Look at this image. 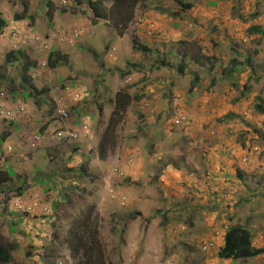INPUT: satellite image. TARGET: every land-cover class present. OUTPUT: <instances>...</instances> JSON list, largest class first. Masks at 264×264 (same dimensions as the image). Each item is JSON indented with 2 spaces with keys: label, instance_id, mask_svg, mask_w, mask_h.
Here are the masks:
<instances>
[{
  "label": "rangeland",
  "instance_id": "374dc122",
  "mask_svg": "<svg viewBox=\"0 0 264 264\" xmlns=\"http://www.w3.org/2000/svg\"><path fill=\"white\" fill-rule=\"evenodd\" d=\"M103 1L111 13L112 0ZM187 1L194 9L182 12L178 0H139L119 34L115 18L92 25L91 14H80L72 0H0V17L8 22L0 36V105L15 104L12 96L20 100L30 77L24 57L6 61L12 50L30 53L32 62L41 63L31 69L39 74L31 85L50 92L47 101L37 99L35 109H26L21 121L14 118L18 124L12 129H25L24 145L9 140L6 144L16 148L11 154L5 143L0 145V168L12 167L16 173L12 184L0 186V245H17L10 264L79 263L62 234L73 235L72 224L90 215L89 207L94 209L91 225L100 264H264V256L248 262L217 257L229 225L249 228L255 244L264 246V112L258 110L264 100V36L248 34L252 25L264 28V0ZM26 5L28 18L15 21L14 14ZM256 13L259 17L252 18ZM145 25L156 29L151 40L156 45L137 57L132 41ZM53 48L63 57L54 69L46 66ZM233 58L241 67L228 75ZM128 62L141 66L133 70ZM129 74L133 77L127 82ZM246 82L250 91L241 97ZM66 86L81 92L80 102ZM122 91L131 102L113 116ZM60 106L71 110L69 118H56ZM180 113L187 117V128L171 125ZM9 122H0V139ZM84 125L91 131L88 138L53 139L61 128ZM38 132L42 143L29 147ZM254 147L260 152L251 154L246 174L239 163L227 164ZM23 179L47 181L37 188L41 193L52 188L42 203L58 200L59 209L24 215L16 189ZM215 182L226 198L218 201L210 194ZM206 237L216 242L212 252L200 247ZM89 241L85 234L83 244ZM86 250L79 252L82 262Z\"/></svg>",
  "mask_w": 264,
  "mask_h": 264
},
{
  "label": "trees",
  "instance_id": "16d2710c",
  "mask_svg": "<svg viewBox=\"0 0 264 264\" xmlns=\"http://www.w3.org/2000/svg\"><path fill=\"white\" fill-rule=\"evenodd\" d=\"M73 2V6L76 7L78 4V7H81V9H77L78 12L80 14H83V16H86L87 13H90L92 19H91V23L92 25H96L98 23V21L101 20H107V21H111L112 19L114 20L115 18V22H112L114 28L117 30V33L122 34L124 29L127 27L128 23L133 19L134 16V7L136 6V4L139 2V0H112L113 2V6L114 9L113 11H111V13H109L108 9V4H106L103 0H72ZM75 3V4H74ZM178 3L181 7L180 11L182 12H186L188 10H191L194 7L193 2L191 1H187V0H178ZM88 5L89 7H86L83 9L84 5ZM28 5L25 6V8H23L22 11H20L19 13H15L14 14V20L15 21H23L26 20L28 18ZM81 10V11H80ZM50 13V11L48 12ZM174 16H179L176 13H173ZM259 17V13H256L252 16V18H258ZM178 17H175V27L178 26ZM7 22L4 18L0 17V34H2L3 28L6 27ZM149 25H145L144 27H141L142 30H139V32H137V34L134 36L133 41H132V50L133 52H139L138 54H135L137 57L138 55H143L146 53H151L152 52V47L156 44L151 43V40L154 36L157 35L156 32H154L153 30L156 29H151L148 27ZM146 29H151L149 31H146ZM214 29V28H213ZM249 35H256L258 34L259 36H264V28H262L261 26L258 25H252L249 29ZM115 50V49H113ZM109 48L107 47L105 52H108ZM236 54L241 55L239 51L235 50ZM61 53L57 52L56 50H53L50 52L49 57L47 59L48 65L51 68H56L58 64H60L61 59L63 57H61ZM20 57H24L26 59L25 63L23 64V67L26 71H28L29 68L33 67L34 65L32 60L29 57L24 56L21 53H8L6 56V61L9 62L11 61H18ZM143 58V57H141ZM213 60H216V57L213 56L212 57ZM247 64L251 65V60L249 59V61H247ZM37 65V62H36ZM129 62H128V67L136 69V68H140L141 65H137V64H132L129 66ZM36 67V66H35ZM213 67V66H212ZM241 67V63L238 62L237 58H233L231 61V67L228 71V75H232L233 73H235L236 71L239 70V68ZM183 65L182 67L179 68V70L181 72H183ZM131 73V72H130ZM254 74V73H253ZM129 76L126 80H128V82H130V80L132 81V77L133 75L129 74L127 75ZM198 80V76H196L195 80L192 82L191 86H190V92H192L194 90V88L196 87V81ZM130 84V83H129ZM233 86V89H238L239 85L237 81H233V83L231 84ZM250 91V86L249 84L246 82L241 90V97L246 96V94ZM34 95H36V93H38V90L35 89L34 90ZM131 102V97L130 95L126 92V91H122L120 93L117 94V98L115 101V110L113 112V116L120 114L122 112H124L126 110V108L129 106ZM258 110L263 111L264 112V100L258 105ZM102 111V108H101ZM103 112V111H102ZM175 117H179V115L175 116ZM184 124V123H183ZM173 127H177L174 124H171ZM180 127V126H179ZM187 128V127H185ZM8 133L3 132L1 135V139H0V145L4 143V141L8 138ZM101 154L104 153V145L101 144L100 149ZM0 151H1V147H0ZM80 171H85V169H80ZM242 174V173H241ZM81 178H83L84 176H86L85 174H79ZM243 175V174H242ZM241 175V176H242ZM16 177L15 176V172L12 169H6V170H2L0 169V186H8L9 184H12L13 182V178ZM87 178V176L85 177V179ZM28 185H27V183ZM78 182H80V179H78ZM44 184H47V181H45L44 179H37L36 182L31 183L28 182L27 179H23L20 183V188H16L18 190V198H22V202H20L21 205L24 204V198L25 195L27 194L26 192L28 191V189H33V192L37 195H41L42 197L43 195H46L47 192H49L50 188H46L45 191H43L44 193H41V191H39L37 188L39 186H43ZM123 183H121L122 185ZM56 188V186H55ZM36 189V190H34ZM74 191H78L80 189H77L76 187L73 188ZM47 191V192H46ZM116 195V192H115ZM44 199V198H43ZM47 207L49 211H56L57 209H59L58 207V200H52L50 204H44L42 203L40 205V208L34 210L33 212H31L32 215L34 214H44V212L40 211L41 207ZM27 208V207H26ZM24 210V215H29L30 212H28L27 210ZM88 210H90V215L87 213L85 216H83V220L82 221H75L72 226H71V232L73 233V235L67 236V234L65 232H63L62 236L65 239V243L68 245L69 249L71 250L72 254L74 255V260L77 263L78 261H80L77 264H100L102 263V257L100 253H96L98 252V248H99V241L96 237H94L95 234V230H94V226L91 225V216L93 213V208L89 207ZM139 213H136V215H138ZM130 217L135 216V213H131ZM172 220V218H171ZM170 220V221H171ZM163 221H165V225L169 223V219L168 217H166V215H164ZM180 220H178L177 222H179ZM116 233H118L117 231L119 230L118 228H114L113 229ZM85 234L90 236L91 241H89V245L85 246L84 243V238H85ZM120 235V234H118ZM67 236V237H66ZM55 239L60 240V236L59 237H55ZM58 243V242H57ZM59 244V243H58ZM86 248V253H85V261L82 262L81 258H79V252L81 251V248ZM17 249V245L15 243H9L7 245H0V264H10L13 256L12 253ZM50 253V252H49ZM264 256V246H257L254 242L253 239V235L252 232L249 228L242 226V225H229L227 228V231L225 233V237H224V242L223 244L220 246V248L218 249V253H217V257L221 260V261H244V262H248L253 258H258ZM99 258V260L97 261L96 258ZM99 262V263H98Z\"/></svg>",
  "mask_w": 264,
  "mask_h": 264
},
{
  "label": "clouds",
  "instance_id": "9594fccd",
  "mask_svg": "<svg viewBox=\"0 0 264 264\" xmlns=\"http://www.w3.org/2000/svg\"><path fill=\"white\" fill-rule=\"evenodd\" d=\"M64 3H66V1H64ZM194 8V7H193ZM193 8L191 9V10H193ZM178 11H179V9H178ZM189 11V10H188ZM187 12V11H186ZM7 22V21H6ZM20 22V21H19ZM7 24H8V22H7ZM6 27H7V25H6ZM6 27H4L3 28V31H2V34H0V36L1 35H3V33L6 31ZM20 49H16V50H12V51H10L9 53H14V52H18ZM7 56V55H6ZM47 61V60H46ZM46 66L48 67V68H50L49 67V65H48V62H47V64H46ZM127 82H128V80H127ZM65 89H66V91L68 90V92H69V94L71 95L72 94V96H73V93L74 92H78L79 94H80V96H81V92L80 91H77V88L76 89H73V87H71V86H66L65 87ZM66 91H64V92H66ZM71 92V93H70ZM73 99H74V96H73ZM81 99V98H80ZM80 99L79 100H75L74 99V101L75 102H80ZM59 106V105H58ZM0 109L1 110H3L4 111V114L3 115H0V122H4V121H15L14 120V118L16 117V112H13L11 109H6V108H3L1 105H0ZM63 110H66L67 111V113H68V115H67V117L66 118H64L62 115H61V112H63ZM20 114H19V116H23L24 115V113L26 112V109L24 108V107H22L20 110ZM70 112H71V110H69L67 107H61L60 106V108H59V111H58V114H57V117L56 118H62V119H67V118H69L70 117ZM8 113H11L10 115L8 114ZM176 118V117H175ZM175 118H174V120H175ZM9 122V123H10ZM262 122H264V121H262ZM184 124H181V125H179V126H183V127H186V126H188V125H186L187 124V121H185V122H183ZM172 124H174V121H172ZM263 124V123H262ZM10 125V124H9ZM175 125V124H174ZM87 127L88 128V131H89V133L87 134V136H84L83 134H84V131H83V128L84 127ZM176 126V125H175ZM179 126H177V127H179ZM83 128L81 127V129H63V128H61V129H59L56 133H55V136L53 137V139L54 140H56L57 142H64V141H67V142H73V141H78L79 139H81V138H88L89 136H91V131H90V128L88 127V125H84L83 126ZM61 130H64V131H68V130H77L78 132H79V134H81L80 135V137L77 139V140H63V141H58L57 139H56V135H57V133L59 132V131H61ZM5 132V131H4ZM39 134V132L37 133V135H35L34 137H33V139L29 142V144H28V146L29 147H31V148H36V147H38L41 143H42V138L40 137V135H38ZM9 148H11V149H9ZM255 148H258L259 149V147H254L253 149H251L252 151H251V153H248V151H246L243 155H242V157H241V163L243 164V165H246V164H248V162L250 161V159H251V154L252 153H254L255 151H253ZM14 150H16V148L13 146V145H11V144H6L5 145V152L6 153H9V154H11L12 152H14ZM257 152H260V149H259V151H257ZM77 153H79V149L77 150V152L75 153V154H77ZM245 157H248V160L247 161H245L244 159H245ZM18 159H22L21 157H19ZM238 168H239V170L241 171V172H243L244 174H246L247 172L245 171V169L244 168H242V167H239L238 166ZM1 169V168H0ZM6 169H12L13 170V168L12 167H7ZM6 169H2V170H6ZM14 171V170H13ZM15 176H16V173H15ZM217 184V182H215V183H212V186L210 185V183H209V185L211 186V190H210V194L212 193V195H213V197L216 199V200H218L219 201V198L222 200L223 198H226L227 196H223V195H220L219 194V191L220 190H218L214 185H216ZM212 188H215V190H216V192L215 193H213L212 192ZM196 195H195V193H194V195L193 196H190L191 197V199H193L194 200V198H196L195 197ZM231 200V199H230ZM35 201H39L40 202V205L42 204V201H43V197L42 198H39V197H37L36 198V200ZM34 201V202H35ZM33 202V203H34ZM33 203H32V205H33ZM124 205L126 204L125 202L123 203ZM31 205V206H32ZM40 205L37 207V208H34L32 211H29L28 210V208L30 207H28V208H26V210L28 211V212H33L34 210H36V209H38V208H40ZM43 207L44 206H42L41 207V211L42 212H44L45 213V211H43ZM19 208H21L22 210H25V208H23L22 207V205L19 203ZM49 210L45 213V214H49ZM182 230L183 231H185L186 230V227H182ZM254 238V237H253ZM207 240H213L214 241V239L213 238H211L210 239V237H206V238H203L201 241H200V247H201V249H202V244H203V242H205V241H207ZM215 242V241H214ZM216 243V242H215ZM215 246H216V244H215ZM214 246V247H215ZM211 248L210 250H211V252L215 249V248ZM210 250H208V251H204L203 249H202V251L203 252H209ZM70 254L71 255H73L72 254V252H70ZM73 259H74V255H73ZM75 261V260H74ZM170 261H173V263H175V264H177L174 260H170ZM168 263H169V261H168Z\"/></svg>",
  "mask_w": 264,
  "mask_h": 264
},
{
  "label": "crops",
  "instance_id": "0c3cea01",
  "mask_svg": "<svg viewBox=\"0 0 264 264\" xmlns=\"http://www.w3.org/2000/svg\"><path fill=\"white\" fill-rule=\"evenodd\" d=\"M194 9V8H193ZM53 50H54V48H53ZM42 51H43V48H40L39 49V53H40V57L42 56ZM18 52H20V51H18ZM58 52V51H57ZM49 54H50V51H49ZM24 56H26L25 54H23ZM27 56L30 58V59H32V58H34V56H32V54H30V53H27ZM26 56V57H27ZM32 65H34L33 67H31V68H29L28 70H29V74H30V77H26V79H25V81L27 82V84H28V86H27V89L25 90V91H23L22 92V98L19 100V99H17L15 96H12V101L13 102H15L16 101V103L15 104H12V105H7V108L8 109H12V110H14L15 112H16V117L15 118H17L19 121H21L22 120V118H21V116H19V114H20V109L22 108V107H24L25 109H27V111H28V109H30V108H36V106H37V99H40L41 101H47L46 99H44L45 97H48L49 96V94H50V92H49V89H46V90H43L42 88H38L37 89V87H36V85H31V83H36L37 82V76L39 75V74H34L33 75V73H32V71H31V69L32 68H35V66L36 67H38V66H40L41 65V63H39V62H37V65H36V62H34L33 61V64ZM25 70V69H24ZM26 71V70H25ZM27 73V74H28ZM35 89H37L38 90V93H36V95H34V90ZM17 99V100H16ZM55 103H56V101L55 102H51V104H52V106L53 105H55ZM18 124V122L15 120V121H11L9 124L11 125V127L10 128H7L6 130H5V133L7 132L8 133V138L4 141V143L6 144L7 142H9V140H12V141H16V142H19L20 141V144L22 145H24V141L22 140V137H23V134L21 133V131L24 129V128H16L15 130L14 129H12V127H14V126H16V124ZM55 123H56V121H55ZM227 126H229V125H227ZM17 130V131H16ZM25 130V129H24ZM42 130H43V126L40 128V131H41V133H42ZM3 143V144H4ZM5 144H4V146H5ZM20 144H16L17 146H20ZM231 158V157H230ZM239 163V164H237V165H239V167H242V168H244L245 169V171L246 172H248V167H249V165L248 164H246V165H243L242 163H241V160L240 161H237V160H228L227 161V164H229V165H232V164H234V163ZM190 180H195L196 182L198 181L196 178H192V177H190ZM200 184V183H199ZM34 190H36V189H34ZM27 194L25 195V197H23L24 198V204L22 205V207L23 208H28L29 206H31L32 205V203L36 200V198L37 197H39V198H42V194L41 195H37V194H35L34 192H33V189H28V191L26 192ZM116 196H118V191H116ZM119 196H121L120 194H119ZM41 211V210H40ZM49 221L51 222L52 221V219L49 217Z\"/></svg>",
  "mask_w": 264,
  "mask_h": 264
},
{
  "label": "built area",
  "instance_id": "2783aa9c",
  "mask_svg": "<svg viewBox=\"0 0 264 264\" xmlns=\"http://www.w3.org/2000/svg\"><path fill=\"white\" fill-rule=\"evenodd\" d=\"M73 96H74V99L75 100H79L81 98V96H80V94L78 92H74L73 93ZM3 114H4V111L0 109V115H3ZM8 114L10 115L11 113H8ZM61 115L64 118H66L67 115H68V113H67L66 110H63V112H61ZM186 120H187V117L184 114L180 113L179 114V117H176L175 118L174 124L176 126H179V125L183 124V122H185ZM262 126L264 128V123L262 124ZM83 131H84V134L83 135L84 136H87V134L89 133V131H88V128L86 126L83 128ZM80 135L81 134H79V132L77 130H68V131L61 130V131H59L57 133L56 139L58 141H63V140H77L80 137ZM9 149H11V148H9ZM253 151L257 152V151H259V149L258 148H255ZM244 160L247 161L248 160V157H245ZM130 164H131V162H130ZM212 192L213 193L216 192L215 188H212ZM39 205H40V202L39 201H35L33 203V205L28 208V210L29 211H32L34 208H37ZM43 211L47 212L48 211V208L47 207H43ZM214 246H215V242L213 240H207V241L203 242L202 249L204 251H208L211 248H213ZM167 264H175V263H173V261H169V263H167Z\"/></svg>",
  "mask_w": 264,
  "mask_h": 264
}]
</instances>
